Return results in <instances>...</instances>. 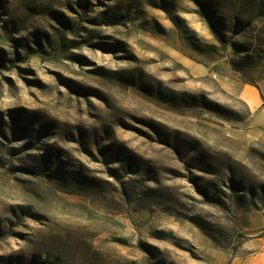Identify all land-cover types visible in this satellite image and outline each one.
I'll use <instances>...</instances> for the list:
<instances>
[{
    "label": "rangeland",
    "instance_id": "1",
    "mask_svg": "<svg viewBox=\"0 0 264 264\" xmlns=\"http://www.w3.org/2000/svg\"><path fill=\"white\" fill-rule=\"evenodd\" d=\"M245 85L264 0H0V264H264Z\"/></svg>",
    "mask_w": 264,
    "mask_h": 264
},
{
    "label": "crops",
    "instance_id": "2",
    "mask_svg": "<svg viewBox=\"0 0 264 264\" xmlns=\"http://www.w3.org/2000/svg\"><path fill=\"white\" fill-rule=\"evenodd\" d=\"M263 90H259L254 86L245 85L242 89V99L249 105L250 108H253L254 111L263 112L264 107L262 105L261 96H263Z\"/></svg>",
    "mask_w": 264,
    "mask_h": 264
},
{
    "label": "trees",
    "instance_id": "3",
    "mask_svg": "<svg viewBox=\"0 0 264 264\" xmlns=\"http://www.w3.org/2000/svg\"><path fill=\"white\" fill-rule=\"evenodd\" d=\"M263 107H264V101H263Z\"/></svg>",
    "mask_w": 264,
    "mask_h": 264
}]
</instances>
